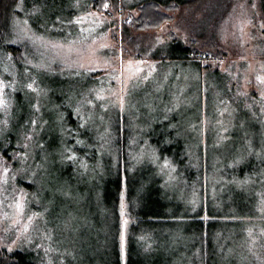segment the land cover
Returning a JSON list of instances; mask_svg holds the SVG:
<instances>
[{"label":"rangeland","instance_id":"1","mask_svg":"<svg viewBox=\"0 0 264 264\" xmlns=\"http://www.w3.org/2000/svg\"><path fill=\"white\" fill-rule=\"evenodd\" d=\"M141 1L9 4L0 234L11 249L37 246L41 264H264V0L149 7L154 21L166 18L140 31L131 21ZM109 143L137 149L128 178L140 212L170 203V222L121 215L117 239L131 238V256L109 250L100 189ZM159 148L201 149L207 187L193 190Z\"/></svg>","mask_w":264,"mask_h":264},{"label":"trees","instance_id":"2","mask_svg":"<svg viewBox=\"0 0 264 264\" xmlns=\"http://www.w3.org/2000/svg\"><path fill=\"white\" fill-rule=\"evenodd\" d=\"M14 0H0V49H9L11 48V45L8 43H5V38H9V34H7V30L5 27L4 17L5 13L8 10L9 4ZM190 0H143L141 2H138L134 5V7H137L138 11L140 12L139 16L137 18H134L131 21V25L134 26L135 30H140L142 28H151L156 27L159 25L164 18H166L165 15H159L156 20L154 21L151 16V9L149 7H169V6H182L187 5ZM100 0H91L90 7L92 9H95L100 3ZM149 8V9H148ZM147 9V14H144L142 10ZM123 33H125L126 36H129L128 27L129 25L123 26ZM134 37H139L136 35H132ZM133 38V37H132ZM204 48L203 46H201ZM201 50V48L198 50H194L193 48L189 49V52L198 53V51ZM208 51V48H206V52ZM109 137V136H108ZM7 142L11 141V137H7ZM97 143V142H96ZM108 153L105 156L104 160V168H105V176L102 180V184L100 185V189L103 192V200H104V206L108 211L109 218L111 219V222H113V227L111 228V235H110V253L113 256H131L129 248L131 243V238L125 239L123 246L121 247L120 243L118 242V234L119 229L121 228L120 224V217L122 214L126 215V212L129 213V215L132 218L138 219L139 222L142 223H151L154 224L155 221H165L170 222L169 215L167 212H163L164 208L167 209L170 205V203L166 200L161 203L156 200L152 203H148V206L153 209V213L147 212V211H139L141 208H139L138 203L134 200L135 198V187L134 184H131L132 182L135 183L134 179L128 178L129 173L132 172L133 167L130 166L132 169L128 173V168L131 163L134 161V152L137 151L136 148H124V146H115L112 143H109ZM1 146V145H0ZM97 147H95L91 153V159L94 161L95 155H98ZM172 148H159L158 155L161 157L162 160H164V166H169L171 163L175 165L177 168V171L184 172L185 176L187 177L186 180L189 186L195 190V188L198 189V191H202L205 187H207V181H205L202 178V170L203 167H205V164L207 163V155L203 154V151L201 149H185V148H177L178 153L171 152ZM84 150L78 151V154L81 157L86 158ZM83 152V153H81ZM2 153H5V148L2 149ZM133 153V154H131ZM130 154L131 160L129 161ZM155 170V169H154ZM156 171V170H155ZM162 171V170H161ZM156 173V172H155ZM157 174V173H156ZM154 176V183L158 186L156 187L153 196H160L168 195L166 191H164V188L162 186L163 178L164 176L161 175V172ZM149 177V176H147ZM150 179H153L150 177ZM26 184V183H25ZM148 189V192L150 193L153 188ZM142 185V184H141ZM161 210V211H160ZM0 234V264H41L39 257L41 256L39 248L37 246H34L32 249H27L25 247H14V248H8L11 242H7L10 238H2L5 236H1ZM12 240V236L11 239ZM126 243V245H125ZM125 246V247H124ZM128 264V263H127ZM147 264V262H145Z\"/></svg>","mask_w":264,"mask_h":264}]
</instances>
